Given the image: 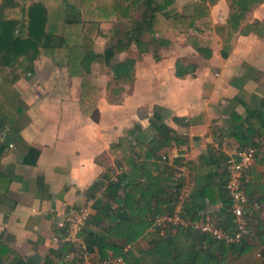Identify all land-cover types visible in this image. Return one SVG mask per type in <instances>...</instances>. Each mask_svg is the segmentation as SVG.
<instances>
[{
	"label": "crops",
	"instance_id": "1",
	"mask_svg": "<svg viewBox=\"0 0 264 264\" xmlns=\"http://www.w3.org/2000/svg\"><path fill=\"white\" fill-rule=\"evenodd\" d=\"M186 1L176 0L178 12H189L188 5L178 6ZM232 11V0H217L210 14L196 21L191 33L212 51L210 57L200 52L198 65L190 63L178 46L196 48L176 35L169 46L151 45L141 54L133 41L117 53L116 62L136 59L133 81H116L105 62L94 61L89 72L71 76L49 57L35 61V70L13 85L25 115L15 122L0 117V144L8 143L11 148L0 157V264H66L63 259L69 264H99L105 259L85 228L75 231L76 240L67 236L76 228L80 208L88 204L92 205L90 220L97 213L96 202L117 215H133L127 203L116 201L108 190L109 182L130 168L122 150H111L121 141L134 146V159L141 163L135 175L149 182L157 176L170 179L158 190L153 209L174 211L177 189L186 186L190 191L184 205L187 217L231 227L228 158L239 146L260 148L264 143V134L253 118L244 123L250 131L249 143L243 141L234 119L250 110L259 120L258 113L264 112V34L260 33H264V0L242 20L241 29L256 24L258 30L229 32ZM133 25L115 19L100 21L103 32L117 26L123 35ZM93 41L97 55L111 42L122 43L120 37L99 34ZM179 61L190 67L183 77L177 76ZM83 81L86 88H92L90 97L83 98ZM157 124L172 129L166 146L160 145L163 138ZM154 140L160 141L155 144ZM138 143L144 145V152ZM31 146L40 151L34 165L23 163ZM125 184L119 190L122 198ZM245 190L250 200L246 208L249 235L240 243L224 245L181 227L172 228L164 237L149 227L132 245H126L125 238L108 241L130 252L129 260L119 264H264L261 152ZM138 198H133L134 206ZM96 224L105 231L113 225L106 216Z\"/></svg>",
	"mask_w": 264,
	"mask_h": 264
},
{
	"label": "trees",
	"instance_id": "2",
	"mask_svg": "<svg viewBox=\"0 0 264 264\" xmlns=\"http://www.w3.org/2000/svg\"><path fill=\"white\" fill-rule=\"evenodd\" d=\"M261 1L232 0L233 11L227 21L229 32L241 29L245 15ZM216 2L217 0H198L190 12L180 13L175 8L176 0H3L0 7V117L15 122L25 115L26 110L19 102V93L13 85L25 73L35 70V61L41 56L49 57L57 66L66 67L71 76H82L89 72L94 61L105 62L112 67L116 81L134 80L136 59L115 61L117 53L133 41L142 54L148 52L151 45L169 46L172 36L176 35L185 38L199 52H205V55L210 57L212 51L200 45L198 37L191 33V29L198 19L210 14V6ZM110 19L118 22L130 21L134 25L125 35L117 26L107 32L99 30L96 33L90 28L96 22ZM255 25L247 24L241 32L247 33L251 28H256ZM98 34L120 37L122 43L110 44L102 55H97L93 49V37ZM231 35L229 34V37ZM223 55H227L226 51ZM189 70V66L177 62V76L183 77ZM82 86L83 98L90 97L93 91L89 90L92 88H86L85 81ZM255 115L256 113L247 110L244 115L234 117L243 141L247 140V143L250 142V131L244 125L246 118H253L259 125L261 134H264V112L258 113L259 120ZM156 127L163 138L160 145L166 146L172 138V129L164 124H157ZM159 141L153 142L158 144ZM137 145L140 150H144L143 144ZM158 147L155 145V150L159 149ZM111 150L113 153L122 150L130 168L119 174L117 180H111L108 190L116 201L126 202L133 215H117L115 210L96 202L97 213L84 228L88 231L89 240L99 248L102 258L109 257L112 250V256H122L128 261L130 252L125 253L122 247L111 244L109 238H125L126 245H132L151 226L156 216L173 212V209L168 212L153 209L158 190L170 179L157 176L149 182L143 181L142 176L135 175V170L141 168V163L134 159V146L131 144L121 141L113 145ZM10 151L8 143L0 144V157L6 156ZM39 155L40 151L31 146L23 157V163L34 165ZM161 171L167 174L165 166H161ZM123 183H126L124 198L119 196ZM136 197H139L138 206L133 205V198ZM105 216L113 223L108 231L97 227L96 224V221ZM214 241L230 245L224 241ZM63 261L69 264L65 259Z\"/></svg>",
	"mask_w": 264,
	"mask_h": 264
},
{
	"label": "built area",
	"instance_id": "3",
	"mask_svg": "<svg viewBox=\"0 0 264 264\" xmlns=\"http://www.w3.org/2000/svg\"><path fill=\"white\" fill-rule=\"evenodd\" d=\"M13 144H11V147ZM264 157V143L260 148L256 146H239L227 161L228 179L226 188L231 201V212L233 215L231 227L218 225L210 219L193 220L185 215L184 205L190 191L182 186L177 194V206L173 212L158 215L153 220L150 228L158 236H166L172 228H185L199 231L213 240L224 241L228 244H235L244 241L249 235V213L246 208L250 204L245 185L250 177V171L256 161L258 153ZM254 206L259 207L257 202ZM92 216V205L88 204L79 210V216L75 229L67 236L68 240H76V230H81L88 223ZM123 257L109 256L99 264H119Z\"/></svg>",
	"mask_w": 264,
	"mask_h": 264
},
{
	"label": "rangeland",
	"instance_id": "4",
	"mask_svg": "<svg viewBox=\"0 0 264 264\" xmlns=\"http://www.w3.org/2000/svg\"><path fill=\"white\" fill-rule=\"evenodd\" d=\"M197 1L198 0H189V1H186V3L180 2L178 4V6H179V8L182 9L184 6L188 5L187 7L189 8V12H190L192 10L193 5ZM176 9H177V7H176ZM187 9H185V10H187ZM123 27L124 26H121V28H123ZM90 28L94 31V33L98 32L99 30L101 31L100 22H96V24L91 25ZM111 44H113V43L111 42ZM178 49H180V51H183L184 53H186V56L188 57V60L190 63L198 65V61L201 60V58H200L201 53L199 51H197L196 49H193V48H190V49H186L185 47L181 48L180 46H178ZM51 62H52V60H51ZM52 64L54 65V63H52ZM52 67L53 68H51V69H54V70H57V68H58V67L56 68L55 66H52Z\"/></svg>",
	"mask_w": 264,
	"mask_h": 264
}]
</instances>
